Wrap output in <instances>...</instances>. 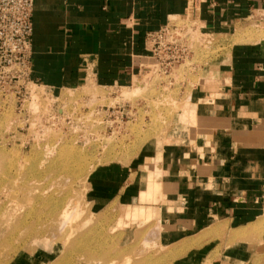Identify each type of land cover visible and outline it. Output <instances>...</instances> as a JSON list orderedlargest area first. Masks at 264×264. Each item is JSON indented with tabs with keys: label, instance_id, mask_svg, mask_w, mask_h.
Here are the masks:
<instances>
[{
	"label": "crops",
	"instance_id": "obj_1",
	"mask_svg": "<svg viewBox=\"0 0 264 264\" xmlns=\"http://www.w3.org/2000/svg\"><path fill=\"white\" fill-rule=\"evenodd\" d=\"M263 8L264 0H36L31 79L52 93L90 78L125 86L155 60L147 35L173 19L192 9L202 29L230 37L264 27ZM140 159L93 170L92 210L149 198L153 206H139L147 210L130 209L160 214L166 264H264V232L255 231L264 222V39L236 43L203 68L166 137Z\"/></svg>",
	"mask_w": 264,
	"mask_h": 264
},
{
	"label": "rangeland",
	"instance_id": "obj_2",
	"mask_svg": "<svg viewBox=\"0 0 264 264\" xmlns=\"http://www.w3.org/2000/svg\"><path fill=\"white\" fill-rule=\"evenodd\" d=\"M190 11L175 20L192 29L187 58L171 68L149 60L125 86L90 78L52 93L0 73V264H166L172 255L161 257L156 242L160 214L130 209L153 206L149 198L96 212L87 178L102 164L140 161L150 142L166 137L203 68L236 43L264 39V27L217 36ZM67 149L80 154L67 157ZM69 203L79 215L61 225Z\"/></svg>",
	"mask_w": 264,
	"mask_h": 264
},
{
	"label": "built area",
	"instance_id": "obj_3",
	"mask_svg": "<svg viewBox=\"0 0 264 264\" xmlns=\"http://www.w3.org/2000/svg\"><path fill=\"white\" fill-rule=\"evenodd\" d=\"M35 1L0 0V73L10 84L22 82L38 86L31 79ZM261 16L264 21V8ZM175 20L147 35L154 59L166 68L187 58L192 39V29L180 26Z\"/></svg>",
	"mask_w": 264,
	"mask_h": 264
},
{
	"label": "bare ground",
	"instance_id": "obj_4",
	"mask_svg": "<svg viewBox=\"0 0 264 264\" xmlns=\"http://www.w3.org/2000/svg\"><path fill=\"white\" fill-rule=\"evenodd\" d=\"M125 96V94H124ZM86 138V137H85ZM88 139V138H87ZM85 140V139H84ZM90 140V139H89ZM81 142V141H80ZM89 142V141H88ZM84 145H86V141L82 142ZM81 143V144H82ZM90 144V143H89ZM88 145V144H87ZM86 147V146H85ZM101 147V146H100ZM61 149V148H60ZM81 151V150H80ZM59 153H61V150L59 151ZM74 154V155H77V154H80L79 151L77 152H72L70 149H67L66 151V156L69 157L70 154ZM66 156H63V157H66ZM44 159V158H43ZM60 159H62V156H60ZM90 159V158H89ZM45 162H43L44 164ZM39 190V189H38ZM42 191V190H41ZM76 214L79 215V211L77 209V205L75 206L74 204H67L64 206L63 210L61 211V213L59 214L60 215V221H61V225L67 223L68 221H70V219H74V217H76ZM78 217V216H77ZM97 253V252H96ZM100 263V262H99ZM113 264V263H112Z\"/></svg>",
	"mask_w": 264,
	"mask_h": 264
}]
</instances>
